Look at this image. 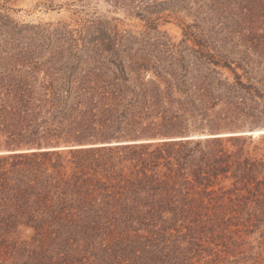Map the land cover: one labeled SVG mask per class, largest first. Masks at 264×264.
Here are the masks:
<instances>
[{
  "label": "trees",
  "instance_id": "obj_1",
  "mask_svg": "<svg viewBox=\"0 0 264 264\" xmlns=\"http://www.w3.org/2000/svg\"><path fill=\"white\" fill-rule=\"evenodd\" d=\"M196 1L224 28L188 25L165 56L85 40L70 72L0 75V148L14 150L0 154V264H234L264 227V138H179L220 104L259 109L264 0ZM118 138L168 139L49 149Z\"/></svg>",
  "mask_w": 264,
  "mask_h": 264
},
{
  "label": "rangeland",
  "instance_id": "obj_2",
  "mask_svg": "<svg viewBox=\"0 0 264 264\" xmlns=\"http://www.w3.org/2000/svg\"><path fill=\"white\" fill-rule=\"evenodd\" d=\"M169 4H175L178 7V14H171L170 11L164 10L170 6ZM198 6L196 0H0V75L5 73L21 75L33 72L41 80L47 75L70 72L74 64L88 58L84 48L85 40L107 41L114 38L117 41H123L125 45L131 44L134 48L145 47L147 50H156L158 51L156 54L165 56L168 44H180L186 38L185 32L188 25H193V32L208 31L212 26L220 31L224 28V19L217 13L201 14L197 10ZM198 16L202 18L200 28L195 27L198 24L196 19ZM232 22L237 26L236 18ZM219 38H222V35H219ZM194 40L196 36L190 37L188 44L193 45ZM237 40L236 37L235 41ZM228 46H231V43H228ZM121 55L125 59L129 58V55ZM233 56V58L239 57ZM239 73L243 74V70L239 69ZM229 74L227 72L225 76ZM243 80L248 82V76H244ZM252 82L262 95L257 96L258 110L250 113L247 110L248 114H244L234 110L229 111L226 106L220 104L209 111L205 120L207 129L193 131L189 135L194 136V139L209 138L200 137L203 134H215L211 137L242 136L255 141L263 139L264 65L252 75ZM201 119L202 116H198L196 121L201 122ZM218 126L222 127L219 131L212 132L209 129V127ZM250 132H254V136L241 135ZM256 132L259 133L256 134ZM6 139V135H0V144ZM150 140L163 139L118 138L106 142L62 144L49 149L109 146L151 142ZM89 144L94 145L89 146ZM254 145L256 142L251 145V148ZM261 146L264 147V141ZM13 151L4 147L0 148V154ZM258 155L261 157L260 154ZM255 209L259 215L256 220H264V202L257 204ZM262 230L264 227L253 234H244L243 239L246 244L241 248V253L231 257V260L237 261L234 264H264ZM33 235L30 230L18 234L22 240L30 239Z\"/></svg>",
  "mask_w": 264,
  "mask_h": 264
},
{
  "label": "water",
  "instance_id": "obj_3",
  "mask_svg": "<svg viewBox=\"0 0 264 264\" xmlns=\"http://www.w3.org/2000/svg\"><path fill=\"white\" fill-rule=\"evenodd\" d=\"M254 132H250V133H242L241 135H250V136H254L253 134ZM264 134V133H263ZM262 134V135H263ZM211 136H215V134H208V135H201L200 137H211ZM182 138H185V139H191V138H194V136H185V137H182ZM163 140L164 139H167V138H162ZM135 141V140H134ZM150 141H155V140H150ZM94 144H89V146H93ZM57 148H60V147H57Z\"/></svg>",
  "mask_w": 264,
  "mask_h": 264
},
{
  "label": "bare ground",
  "instance_id": "obj_4",
  "mask_svg": "<svg viewBox=\"0 0 264 264\" xmlns=\"http://www.w3.org/2000/svg\"><path fill=\"white\" fill-rule=\"evenodd\" d=\"M259 132H256V134H258Z\"/></svg>",
  "mask_w": 264,
  "mask_h": 264
}]
</instances>
